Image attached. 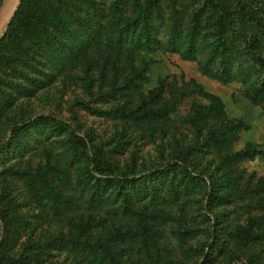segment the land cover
I'll list each match as a JSON object with an SVG mask.
<instances>
[{
    "label": "trees",
    "instance_id": "trees-1",
    "mask_svg": "<svg viewBox=\"0 0 264 264\" xmlns=\"http://www.w3.org/2000/svg\"><path fill=\"white\" fill-rule=\"evenodd\" d=\"M170 55L264 112V0H21L0 38V264H264L260 152L195 80H152Z\"/></svg>",
    "mask_w": 264,
    "mask_h": 264
},
{
    "label": "rangeland",
    "instance_id": "rangeland-1",
    "mask_svg": "<svg viewBox=\"0 0 264 264\" xmlns=\"http://www.w3.org/2000/svg\"><path fill=\"white\" fill-rule=\"evenodd\" d=\"M2 1L3 0L0 1V6ZM164 75L176 76L178 78L183 77L185 80L193 79L200 84L204 90L219 97L224 105L228 118L231 120H240L246 126V129L239 134L235 149L242 148L246 144H253L260 152L253 161L246 162L243 167L247 171H253L257 176L264 178V112L258 107L251 105L241 95L239 86L237 84L222 85L211 80L200 74L195 63L183 61L175 55L162 58V61L154 66L151 78L154 81L158 76ZM59 85L60 84L56 87L60 88ZM55 92L56 90L53 88L44 95L39 94L40 98L25 102L27 108H33L35 112H47L56 105L55 102L53 103V101H50L48 98L50 95L56 97L57 95ZM63 100H70L66 101L67 104L71 103L73 98L68 94L67 97L66 95L63 97ZM61 105H63L62 102ZM74 110L85 127L93 129L104 141L110 140L113 133V128L110 123L97 117L94 111L86 110L85 108L82 109L81 107H75ZM185 110L186 105L182 107L181 113L184 114ZM137 148H139L144 155H152L154 152L153 146H141L138 142Z\"/></svg>",
    "mask_w": 264,
    "mask_h": 264
},
{
    "label": "water",
    "instance_id": "water-1",
    "mask_svg": "<svg viewBox=\"0 0 264 264\" xmlns=\"http://www.w3.org/2000/svg\"><path fill=\"white\" fill-rule=\"evenodd\" d=\"M21 0H3L0 6V38L13 19Z\"/></svg>",
    "mask_w": 264,
    "mask_h": 264
}]
</instances>
